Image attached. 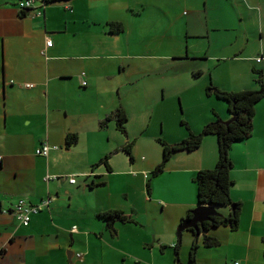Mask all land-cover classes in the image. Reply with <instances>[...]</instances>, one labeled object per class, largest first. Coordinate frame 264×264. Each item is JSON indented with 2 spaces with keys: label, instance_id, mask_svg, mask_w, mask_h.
Returning <instances> with one entry per match:
<instances>
[{
  "label": "crops",
  "instance_id": "1",
  "mask_svg": "<svg viewBox=\"0 0 264 264\" xmlns=\"http://www.w3.org/2000/svg\"><path fill=\"white\" fill-rule=\"evenodd\" d=\"M21 1L0 0V208L12 209L21 198L33 204L51 198V203L34 214L28 226L20 225L11 213L0 214V247L4 249L0 264H180L179 257L182 264H194V242L199 244L196 264H264V100L256 108L253 135L236 143L231 151L235 181L231 195L242 203V214L237 230L230 226L211 228L209 234L220 240L219 245L207 247L203 233L198 237L196 232L185 230L179 256L176 252L180 244L178 227L199 205L196 176L203 169L215 167L219 160L216 135L205 137L197 150L174 152L154 180L148 171H154L162 161L161 151L155 158L144 151L145 162L141 164L135 150L136 157L130 163L112 164L111 156L113 170L105 163L98 164L112 154V140L106 139L105 133L112 135V122L117 126L116 120L104 125L102 122L118 108L128 113L129 139L140 140L150 134L145 139L147 149L163 150L155 129L150 130L152 121L145 116L147 110L136 113V106L145 102L139 92L132 100L119 98V104L112 107V69L134 76L139 70L150 69L137 61L142 55L125 53L119 43L127 33L126 19L135 16L139 18L135 21L148 26L166 22L173 26L180 17L175 11L183 4L194 10L201 0H171L168 8L155 6L161 8V17L152 18L154 21L144 17L149 0H49L43 8L41 2L45 0H36L42 15H36L34 9L22 15ZM187 15L189 25L193 17ZM110 22L123 23L125 30L110 32ZM47 38L54 42L50 48ZM243 41L238 36L225 46L223 49L232 48V54L224 55L222 60L240 62L248 74L233 72L227 83L216 82L215 86L232 91L258 88L250 69L264 73V37L249 55L245 54L249 47L243 46ZM259 55L262 61L257 60ZM124 58L136 59L135 64ZM118 60L119 68L112 63ZM26 83L34 87L27 88ZM210 85H204L206 90L200 95L212 96L207 92ZM219 102L206 109L199 120H193L194 132L202 131L214 120L215 111L221 119H231L227 104ZM82 117L93 120L91 130L98 134L93 148L74 149L80 145L78 132L86 129L84 124L80 131L76 126L78 132L67 134L79 135L75 145L67 147L65 143L63 149L60 140V149L54 144L58 148L51 149L48 156L37 154L44 143H52L51 139L45 141L49 118L58 127V134L67 122ZM61 119L69 120L61 125ZM136 172H143L144 177L134 175ZM71 176L76 177V183L69 181ZM116 177L117 191L113 189ZM216 209L225 215L232 210L231 206ZM113 210L124 211L134 222L118 221L112 232L100 214ZM205 250L210 254L202 256Z\"/></svg>",
  "mask_w": 264,
  "mask_h": 264
},
{
  "label": "rangeland",
  "instance_id": "2",
  "mask_svg": "<svg viewBox=\"0 0 264 264\" xmlns=\"http://www.w3.org/2000/svg\"><path fill=\"white\" fill-rule=\"evenodd\" d=\"M210 1L207 4V1L201 0V4L199 3L194 10L183 4L184 7L175 11V14L179 13L180 17L173 26H169L168 22L159 26H148L140 21H135L139 19L135 16L132 19H126L127 33L119 41L125 53L142 55V58L137 61L141 62L142 65H147L150 69L148 71L139 70L135 76L126 72L120 74L119 69H117L118 71L112 69V107L119 104L117 101L119 98L126 97L132 100L133 97L136 98V92H139L145 102L136 106V113L140 114L147 110L148 113L146 112L145 116L147 120L152 121L150 130L155 129L154 134L173 142H170L171 144L181 142L190 130L193 131L195 126L193 120L195 118L199 120L198 117H201L212 104L219 101L224 106L227 104L226 101L216 95L208 96L207 93L206 96L200 95L204 85L211 83L215 85L216 82L227 83L233 72H246L248 74L246 68L240 66V62L236 60L231 62L232 59L222 60L224 55L232 54V48L227 50L223 48L229 43L235 42L238 36L243 37L242 45L249 47L245 53L249 55L254 53L256 45L259 47V43L264 37L262 34L264 32V0H246L247 3H243L242 0ZM148 3L150 4L148 5L149 10L144 12V17L156 20L161 17V8L157 9L155 6L168 8L172 1L149 0ZM187 14L189 17H193L189 25L186 23ZM176 55H181V57ZM176 57L180 59L176 60ZM259 57L262 61L261 55ZM124 60L134 65L136 59L124 58ZM119 62L120 60L112 61V63H116L114 66L118 68ZM256 65L259 64L256 62ZM168 70H171L170 73L164 74ZM250 71L253 79L257 82V75L252 69ZM198 73L201 74L197 77ZM129 81H139V83L136 86L125 84ZM227 86L229 85L227 84ZM127 89L131 92H127ZM143 109L146 110L142 111ZM213 116L215 119L214 113ZM49 119L45 141L51 139L53 144L50 143V145L52 147L56 146L54 144L58 146V141L63 140L62 148L66 149L67 134L78 132L75 131L76 126L80 131L84 124L86 129L78 132L81 138L80 145L74 149L93 148L94 141L99 139L98 134L91 130L93 124L91 118L82 117L77 121H69L66 123V128L58 134H56L58 127L54 125L55 122L51 118ZM67 120L69 119H61V125ZM114 123L115 121L112 122V135L109 136L108 131L105 133L106 139L112 140V154H110L112 164L116 162V164L121 165L132 161L127 152L119 149L128 143V140H135L136 142L134 148H137L133 150L139 154V164L145 162L142 157L146 156V151L151 153L152 158L160 156L159 151L161 154L163 153L157 142L156 145L160 149H147V140L145 139L150 137V134L140 140L133 139L134 137L129 139L127 124L126 133H124ZM101 135L104 137V134ZM58 147L60 149V146ZM135 157L136 153L134 154ZM138 172L134 175L144 177L143 172ZM152 172L148 171V174L151 175ZM69 181L76 183L77 179L71 176ZM117 182H119L118 177L113 183L115 191L118 190L116 188ZM208 254L210 253L206 251L202 256Z\"/></svg>",
  "mask_w": 264,
  "mask_h": 264
},
{
  "label": "trees",
  "instance_id": "3",
  "mask_svg": "<svg viewBox=\"0 0 264 264\" xmlns=\"http://www.w3.org/2000/svg\"><path fill=\"white\" fill-rule=\"evenodd\" d=\"M46 3L49 0H45ZM26 12L22 11V15ZM109 31L112 33H121L125 30V26L120 22H110L107 24ZM257 75L256 81L258 88L244 89L240 91L224 90L215 85H210L207 89L209 95H216L223 99L228 104V109L231 113V119L224 121L215 111V119L209 122L200 132H193L190 130L188 136L181 142L174 144L160 138L158 141L163 146L162 161L152 172V177L158 176L162 173L173 153L179 150L194 151L197 150L204 142L205 137L209 135H216L219 139V160L215 167L203 169L198 172L196 176V183L198 185V206L214 205L216 208L220 206H233L228 215L222 214L219 211L212 215L209 221L204 223L201 233L204 234V244L207 247H212L220 244V240L209 234L211 228L219 226H230L232 230H237L240 226V219L242 214V203L234 201L231 195L232 186L235 181L232 177V170L234 168V161L231 157L233 146L247 140L253 135L254 119L256 116V108L259 102L264 100V73L262 70H255ZM116 120L117 128L126 133V124L129 120L128 113L124 108H118L112 113L102 124H106L109 120ZM78 134H69L66 139L67 147H71L78 143ZM135 142H128L123 147L119 148L121 151L127 152L132 161H134L133 148ZM111 155H106L98 164L105 163L109 169L113 170L110 164ZM151 179L148 181V190H151ZM195 209V208H194ZM193 209L189 212L186 218L193 216ZM107 222L109 230L114 232V224L121 222H134L133 219L126 215L124 211L113 210L110 212H103L100 214ZM193 232V228H189ZM197 234V233H196ZM180 244L176 245V252L179 256ZM199 248V244L194 242L191 248V259L196 264L195 258ZM179 263L182 264L179 257Z\"/></svg>",
  "mask_w": 264,
  "mask_h": 264
},
{
  "label": "built area",
  "instance_id": "4",
  "mask_svg": "<svg viewBox=\"0 0 264 264\" xmlns=\"http://www.w3.org/2000/svg\"><path fill=\"white\" fill-rule=\"evenodd\" d=\"M20 9L22 11L26 10H35L36 15H42L43 10H40L37 8L36 5V0H23L20 2ZM45 6V1L41 2V8ZM47 48H50L54 45V42L51 38H47L46 41ZM43 54L46 53V51H42ZM260 61V59H258ZM82 76H85V73L82 74ZM83 85H87V82L83 80ZM25 86L27 88H32L34 87L33 83H26ZM54 148L57 149V146L52 147L48 142L44 143L39 149H37V153L42 156H48L50 150ZM56 178V177H55ZM52 179V177H48L47 180ZM51 203V198H47L42 201L40 204H33L30 201L21 198L19 201L16 203V205L11 209H2L0 208V214L1 213H11L13 214L16 219L19 221L20 225L22 226H28L32 220V216L34 214H37L41 211L44 210V208L49 207ZM74 230H76V227H74ZM3 248L0 247V256L3 253ZM80 257H82L81 254H79ZM230 264H240V262H232Z\"/></svg>",
  "mask_w": 264,
  "mask_h": 264
},
{
  "label": "water",
  "instance_id": "5",
  "mask_svg": "<svg viewBox=\"0 0 264 264\" xmlns=\"http://www.w3.org/2000/svg\"><path fill=\"white\" fill-rule=\"evenodd\" d=\"M233 208V206H231ZM218 212L214 205H204L198 206L193 209V216L187 218L183 223H181L178 227L177 235L179 242L182 241L183 232L189 228H193L199 237L201 235V229L204 227V223L209 221L212 215H215ZM71 264L73 263L70 261Z\"/></svg>",
  "mask_w": 264,
  "mask_h": 264
}]
</instances>
